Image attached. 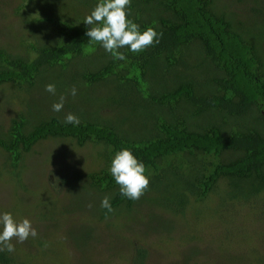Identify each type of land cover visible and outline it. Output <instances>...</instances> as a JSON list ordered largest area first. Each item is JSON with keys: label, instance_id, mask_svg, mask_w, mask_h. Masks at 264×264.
Listing matches in <instances>:
<instances>
[{"label": "trees", "instance_id": "16d2710c", "mask_svg": "<svg viewBox=\"0 0 264 264\" xmlns=\"http://www.w3.org/2000/svg\"><path fill=\"white\" fill-rule=\"evenodd\" d=\"M98 2L78 0L72 12L29 13L44 34L20 40L21 51L0 46V85L25 91L48 92L49 81L56 92L66 89L67 79L44 82L43 72L53 76L90 57L71 78L87 115L77 116L79 124L65 123L56 111L35 120L11 116L0 130L9 171L41 139L102 145L105 165L87 175L91 188L106 189L113 209L100 206V218L140 203L183 212L190 198L204 199L220 179L247 198L264 192V0H131L128 19L141 32L151 26L162 36L139 53L120 48L123 61L86 35L85 17ZM104 107L117 117H98ZM125 122L134 133L120 130ZM123 148L145 165L150 181L138 200L123 196L110 173ZM145 255L139 249L135 264H144ZM14 263L25 260L0 251V264Z\"/></svg>", "mask_w": 264, "mask_h": 264}, {"label": "rangeland", "instance_id": "374dc122", "mask_svg": "<svg viewBox=\"0 0 264 264\" xmlns=\"http://www.w3.org/2000/svg\"><path fill=\"white\" fill-rule=\"evenodd\" d=\"M26 1L0 0V46L21 51L20 40L44 34V26L31 20L29 13L45 14L49 7L72 12L78 2ZM89 58L57 68L53 76L43 72L44 82L67 79L66 89L55 94L0 85V130L18 113H27L32 120L53 113L52 105L61 95L66 97L63 115H87L79 91L72 96L70 90L77 84L71 78ZM97 114L111 120L117 117L112 107ZM122 126V132L134 133L127 122ZM103 151L102 145L91 141L78 144L71 138H45L9 171L0 149V214L11 213L17 222L27 218L38 233L24 243L11 241L13 253L24 264H135L139 249L146 252L144 264H264V192L247 198L220 179L204 199L190 198L183 212L140 203L131 211L116 208L100 218L107 192L91 188L87 175L105 165Z\"/></svg>", "mask_w": 264, "mask_h": 264}, {"label": "clouds", "instance_id": "9594fccd", "mask_svg": "<svg viewBox=\"0 0 264 264\" xmlns=\"http://www.w3.org/2000/svg\"><path fill=\"white\" fill-rule=\"evenodd\" d=\"M130 4L131 0H99L84 20L86 25H91L86 33L90 37V42H99L105 51L118 61L126 60V56L119 51L120 48L127 46L133 53H139L153 44H159L158 36H162V33L158 34L151 26L141 32L139 25L128 19L127 9ZM45 90L55 94L56 88L54 84H48ZM70 92L75 96L77 89L73 87ZM65 99L66 97L61 95L59 101L52 105L53 111L60 112ZM64 122L79 124V118L68 113ZM110 173L120 186L121 194L132 200L140 199L150 183L145 175V165L128 148L115 153ZM53 186L57 187L55 184ZM101 207L108 212L113 211L108 197L103 198ZM37 234L29 219L17 222L11 213L0 214V251L13 252L15 250L11 243L13 238L24 243L29 236L36 237Z\"/></svg>", "mask_w": 264, "mask_h": 264}]
</instances>
